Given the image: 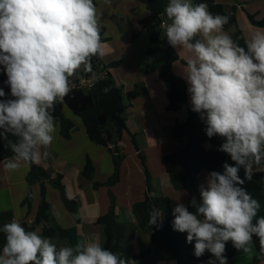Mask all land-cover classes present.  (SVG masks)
Here are the masks:
<instances>
[{
    "label": "clouds",
    "instance_id": "1",
    "mask_svg": "<svg viewBox=\"0 0 264 264\" xmlns=\"http://www.w3.org/2000/svg\"><path fill=\"white\" fill-rule=\"evenodd\" d=\"M161 16L170 22L163 25L167 43L186 53L179 74L191 111L199 114L209 139H223L218 151L234 162L208 173L199 186V203L191 201L195 211L176 204L172 228L187 233L196 258L211 253L215 259L208 264H227L229 241L251 256L254 237L264 257L261 204L243 187L257 168L264 170V30L241 46L224 30L229 16L214 15L206 3L192 0H168ZM105 54L94 0H0V69L11 97L0 99V140L13 153L3 162L5 171L39 165L50 155L57 131L53 112L71 91L70 77L83 67L97 80L91 61ZM163 215L153 206L148 227H160ZM0 232L5 237L0 264H128L96 239L58 246L15 219Z\"/></svg>",
    "mask_w": 264,
    "mask_h": 264
},
{
    "label": "crops",
    "instance_id": "2",
    "mask_svg": "<svg viewBox=\"0 0 264 264\" xmlns=\"http://www.w3.org/2000/svg\"><path fill=\"white\" fill-rule=\"evenodd\" d=\"M215 2L222 4L227 14L236 15L237 26L224 29L232 39L238 31L246 40L255 31L264 30L263 26L255 25L250 20V15L257 20L264 19V0ZM94 3L100 29H104L106 54L101 60L107 66L115 64L108 70L117 86L123 89L126 106L123 117L127 129L119 138L111 123V142L108 146L99 145L89 138L82 119L63 106L64 115L75 122L76 130L71 138H64L60 132V119L56 118L57 131L47 149L50 155L39 165L52 178H56L58 174L63 175L66 195L75 202L72 209H69L63 202L60 191L47 184L51 217L57 225L65 229L76 227V243L83 239H96L104 247V226L97 223V220L109 212L114 198L119 221L132 225L129 231V248L133 258L147 249L152 240V232L139 225L141 212L133 207L144 199L147 190L142 159L151 174L153 195L169 198L170 211L167 214L173 217L172 210L178 202L188 205L189 191L174 188L164 162L166 155L182 150L187 144L186 138H175L173 127L177 122L185 123L188 112L186 109L169 111L166 108L168 100L159 76L165 55L162 47L164 27L159 33V43H152L144 25L145 19L150 15L147 7L139 0H94ZM192 3L195 4L193 0ZM163 18L166 23H170L166 17ZM175 51L179 60L173 64V73L186 84L179 74V66L185 61L186 53L177 49ZM189 107L191 108L190 98ZM113 150L115 154L122 156L120 176L117 183L107 185L115 172ZM4 161H0V213L11 211L13 218L8 222L15 219L29 229L35 221L41 202V186H32L31 205L24 204L29 192V166L21 164L17 170L8 172L3 169ZM89 162L94 167L92 178L84 174ZM259 171L264 170H255ZM207 175L205 172L200 174V185L205 183ZM260 204L258 217L264 216V204ZM41 229L42 226H38L36 231ZM53 242L66 245L64 240L53 239ZM193 252L194 249L187 247L183 251L184 258ZM257 256L259 254L254 246L251 256L238 251L232 258H227V264H264V261L254 263ZM211 259L215 258L212 256ZM131 264H137V261L132 259ZM158 264L174 262L163 260Z\"/></svg>",
    "mask_w": 264,
    "mask_h": 264
},
{
    "label": "trees",
    "instance_id": "3",
    "mask_svg": "<svg viewBox=\"0 0 264 264\" xmlns=\"http://www.w3.org/2000/svg\"><path fill=\"white\" fill-rule=\"evenodd\" d=\"M150 11V15L145 19L144 25L150 36L152 43H159L161 22L163 18L161 14L164 12L168 0H139ZM195 4L206 3L208 10L215 14L229 16V23L224 26V29H229L237 26V18L235 13L227 14L222 4L216 3L215 0H193ZM250 20L258 26L264 27V19L257 20L253 15H250ZM104 29H101V38H103ZM233 40L241 46H245V38L243 34L238 31ZM165 55L162 66L159 69V76L163 81L168 104L167 110L179 111L186 109L188 112L187 120L185 123L177 122L173 127V134L175 138L187 139L185 147L177 152L166 155L164 157L165 167L170 175L172 184L176 190L189 191L188 205L189 211H195L191 205L193 198L199 203V176L202 172L209 173L210 171H223V164L225 162L233 164L230 156L218 151L219 146L222 144L223 139L219 136L209 139L205 134L206 125L201 121L199 114L191 111L189 107V95L187 93L186 84L181 81L173 73V64L179 60V55L173 47H171L166 38L162 42ZM92 68L99 75L100 72L104 73L103 77L98 78L96 85L90 91L79 88H71L69 94L65 97L63 106L68 108L74 115L79 116L86 128L89 138L95 143L103 146H108L111 142L109 125L112 123L113 130L120 138L123 132L127 129L123 113L125 111L124 93L122 87L117 86L114 81L113 75L109 72L108 68L115 64L107 66L103 63L101 58H92ZM83 68V67H82ZM81 68V69H82ZM81 69L72 77L70 81L77 78ZM7 77L0 69V88H3L6 97L0 99L11 98L9 87L4 83ZM110 89L107 93L103 90ZM55 118L60 119L61 127L60 132L66 139L71 138L73 132L76 130L75 122L64 115L63 110L59 108L57 103L53 112ZM9 139H15L9 136ZM112 151L114 158L115 172L109 179L107 185H113L119 181L120 166L122 156ZM13 156L11 149L7 146L6 141L0 140V161H4ZM142 165L146 174L147 190L145 197L142 201L136 203L133 207L135 210L141 212L140 227L148 229L152 232V240L147 249L139 252V254L131 256L129 248V231L132 225L125 224L119 221L115 211V201L112 200L109 212L98 218L97 223L104 226L106 243L104 248L120 254L127 259L128 264L131 260L137 261V264H158L160 261L167 260L173 261L174 264H208L212 258L211 253L205 254L196 258L194 254L184 258L183 251L189 247L194 249L193 244L186 242L187 233H179L172 228V216L168 215L170 211V201L168 197H157L153 195L151 174L142 159ZM84 174L88 178L94 175V167L89 162L85 169ZM239 175L244 177L243 168L240 169ZM63 175L58 174L56 178H52L50 174L41 165H31L29 167L27 182L29 184V192L24 201L27 206L32 202L31 188L35 184L41 186V202L38 212L32 226L27 230H37L38 226H42V235L57 240H64L66 245L74 246L76 244L77 228H62L57 225L51 217L50 204L47 199V184L57 188L62 196L65 205L72 209L75 204L74 200H70L66 195V189L62 183ZM99 184H97L98 187ZM244 188L260 203L264 204V171L254 172L251 181H246L243 185ZM153 206L163 210V220L160 227H148L149 213L152 211ZM13 218L11 211L0 213V228L5 223H8ZM254 246L258 251L259 256L254 260V263L264 261L259 253V242L254 237ZM5 243L4 233L0 232V250H2ZM238 250H236L231 241L226 244L225 255L227 258H232Z\"/></svg>",
    "mask_w": 264,
    "mask_h": 264
},
{
    "label": "built area",
    "instance_id": "4",
    "mask_svg": "<svg viewBox=\"0 0 264 264\" xmlns=\"http://www.w3.org/2000/svg\"><path fill=\"white\" fill-rule=\"evenodd\" d=\"M166 22L163 21L161 23V27H163V25L165 24ZM81 72L80 75L75 78L74 80L70 81V87L71 88H79V89H84L86 91H90L94 88V86L96 85L97 83V80H92L91 79V74L86 72L84 68L81 69ZM104 73H101L98 75V77H103ZM99 77V78H100Z\"/></svg>",
    "mask_w": 264,
    "mask_h": 264
},
{
    "label": "rangeland",
    "instance_id": "5",
    "mask_svg": "<svg viewBox=\"0 0 264 264\" xmlns=\"http://www.w3.org/2000/svg\"><path fill=\"white\" fill-rule=\"evenodd\" d=\"M38 233H40L42 235V231H37ZM58 241V240H57ZM58 246H64V244L62 243H57Z\"/></svg>",
    "mask_w": 264,
    "mask_h": 264
},
{
    "label": "water",
    "instance_id": "6",
    "mask_svg": "<svg viewBox=\"0 0 264 264\" xmlns=\"http://www.w3.org/2000/svg\"><path fill=\"white\" fill-rule=\"evenodd\" d=\"M58 104H59V108L62 109L63 103L62 104L61 103H58Z\"/></svg>",
    "mask_w": 264,
    "mask_h": 264
}]
</instances>
